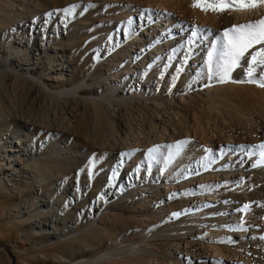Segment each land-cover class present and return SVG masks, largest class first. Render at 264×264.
<instances>
[{
	"label": "rangeland",
	"instance_id": "374dc122",
	"mask_svg": "<svg viewBox=\"0 0 264 264\" xmlns=\"http://www.w3.org/2000/svg\"><path fill=\"white\" fill-rule=\"evenodd\" d=\"M22 1L31 9L23 13L17 6L14 15H19L17 19L20 21L10 18L6 27L0 26V115L4 116L0 117V160L3 161L0 162V182H3L0 183V264H59L56 257L60 256L67 258V264L81 261H86L84 264H185L186 259L198 264L201 251L196 245L191 248L192 241L205 246L209 256L206 264L221 260L228 254L233 260H238L232 254L234 247L231 245L249 241L247 223L251 221L261 231L252 241L264 246V214L259 219L254 216H251L254 219H246L242 213L251 210L245 209L248 204L243 199L238 203H228L226 209H237L236 214L229 211L227 216L246 231L244 238L205 236L207 229L204 226L193 240L184 231H178L179 236L163 232L174 224L182 227L185 222L178 219L201 205L204 208L205 202L215 205L216 202L206 194L211 191L216 193L220 188L237 182L233 179L235 174L228 173V177L223 179L222 173L212 169V166L217 168L233 159L224 156L233 152V144L223 142L222 134L226 130L234 133L235 128L244 132L264 121L263 112L243 107L247 98H264V88L250 84L246 87L262 89L251 92L246 88V93L243 89L242 92L230 90L229 97L232 99H225L224 104L217 102L210 90L214 87L222 90L226 82H218L214 74L215 60L210 73L208 53L225 29L246 21L235 22L230 16L224 18V24L215 19V25H212L209 21L199 22L194 16L196 14L189 15L190 11L181 14L174 9L173 18L169 21L163 19L153 23L154 36H159V40L163 38V45L166 44L164 35L167 31L177 38L184 33L179 40L180 46L184 39H197V42L193 39V43L200 45L196 67L199 70L191 66L184 74L177 63L183 67L181 61L185 59L182 57L185 55L187 59L189 50L183 47L188 53L172 59L171 49L174 50L176 45L156 47L157 52L148 49L146 46L150 43L146 41L152 42L155 38L136 36L138 32L142 33L139 14L133 15L127 23L129 19L125 7L136 6L139 0H68L61 8L65 13V23L59 19L64 17V13L60 12V8L55 10L50 0H0V10L6 14L9 4L18 5ZM80 4L90 6L91 12L87 13ZM68 9H71L70 13L66 11ZM149 10L155 11L151 7ZM35 21L48 22L50 32L56 34L55 41L47 38L49 33L36 40L30 30ZM255 21L251 18L249 22ZM145 24L146 21L143 22ZM174 25L181 27L177 31ZM131 28L137 29V34L126 40ZM194 32L196 36H193ZM148 50L153 51L152 54H147ZM24 59L29 62L28 65H20ZM150 63H154L159 70L165 69L163 83L156 82L157 75L154 73L146 81L148 84L140 80ZM18 65L23 67L22 71L16 68ZM49 65L53 71L44 70ZM246 66L245 63L241 67L245 69ZM35 67L38 69L34 74L30 68ZM181 72L185 78L176 83L175 79L182 75ZM47 75L51 79L49 82L44 81ZM192 77L196 83L190 82ZM21 79L26 83L23 90ZM200 80L201 84L207 81L209 86L206 83L197 85ZM31 84L54 94L56 98L36 93V89L30 88ZM181 85L183 88H177ZM160 87V92H157ZM84 98L106 104L109 119L102 123L89 120L84 106L76 102ZM71 112L78 122L70 120ZM179 117L186 119L192 129L191 135L182 140L186 145L192 141L194 149L199 151L195 156L174 160L171 171L165 173L166 161L172 160L168 159L171 152L167 147L173 146L175 141L168 139L174 129L170 122L178 124ZM77 124V134L72 133L71 129ZM197 126L199 129L195 131ZM44 129L49 132L44 133ZM217 140L223 143V148L228 146L222 159L212 144ZM155 145L162 147L160 156L154 160L157 164L155 171H148L145 157L149 158L148 152ZM9 150L19 151L16 158H13L16 152ZM137 153H141L139 159L143 160L138 174L137 159L130 158L131 154L136 156ZM246 156L249 159L254 157L251 153H246ZM12 158L18 161L17 164L20 162V166L40 162L45 170L53 165L61 167L49 176L37 173L40 181L32 183L30 191L27 179L18 172L19 167L10 163ZM188 159H191L190 167L181 169ZM201 168L203 171L208 169L209 173L201 175ZM20 171L26 173L25 170ZM208 174L211 178L216 177L207 178ZM188 179H193V183ZM9 180L11 183H8ZM20 185L26 186L29 194H18ZM242 190L246 193L248 188L243 186ZM200 192L202 199L197 197ZM227 196L223 194V197ZM229 199L226 198L227 201ZM257 207L259 209L256 210L262 211L260 205ZM54 215H57L55 221ZM187 219L192 220L190 216ZM231 231L235 230L231 228ZM84 237H89L93 241L89 244L93 245L88 249L90 256L80 259L73 256L74 249L68 243ZM77 244L84 248L87 242ZM210 244L216 246L208 248ZM226 244L229 249L231 247V252L225 249ZM129 245H133L135 250L129 251ZM216 247H221L220 255H214ZM65 250L70 251L65 255ZM239 255L245 261L252 259L250 254L240 252Z\"/></svg>",
	"mask_w": 264,
	"mask_h": 264
},
{
	"label": "bare ground",
	"instance_id": "6f19581e",
	"mask_svg": "<svg viewBox=\"0 0 264 264\" xmlns=\"http://www.w3.org/2000/svg\"><path fill=\"white\" fill-rule=\"evenodd\" d=\"M50 2H51V5L55 8V10L60 8V12H63L61 8L66 6V3H68V0H50ZM193 3H194V0H139L138 4L136 6H134V5L126 6L125 9L127 11L126 13L128 14V19H129V20H127L128 24L131 21L130 19H132L131 17L133 15H135L136 13L139 14V22L142 21V24H141L142 27H140L142 29V33L138 32V35H136L137 34V29L131 28L129 30L130 31L129 35H127V37H126V40L127 39L131 40V38H133L135 35L138 36L139 38H144V39L145 38L146 39H151V38L154 37L155 39L152 42L150 40H147V41L145 40V41L148 44L150 43V45H148L146 47L148 49H152V50L154 49L156 52L158 50V48H156V47H160V48L162 47L163 48V46H165L166 44H168L167 47L168 46L170 47L171 44L176 45L174 50L171 49L170 56H171L172 59H174V58L177 59L179 54H181V55L182 54H187L188 51H186V50H189L190 51V55H188V58L186 59L185 55L182 57V58L185 59V60L181 61L182 64H183V67L179 66V62L177 63L178 64V69L180 71H184V74H185V71L189 67L192 66L194 69L197 67V65H198V57L200 55V54H198V50L200 48V45L197 46L196 44L192 43V46L190 47L189 40L184 39L183 44H181V46H180L179 40H180V38L182 37V35L184 33L179 35L180 32H178L179 37L177 38V36L172 35L171 31H167V30H166L167 32L164 35V38H165L164 43H166V44L163 45L162 44L163 43V38L161 40H159V36H157V35L154 36L156 33H155V30L152 29L154 27L153 23L157 24V23H159V21H161L163 19H164V21L165 20L169 21L171 18H173L172 10H174V9L177 12H180V13L181 12H185V11H187V12L190 11L191 13L189 15L196 14L194 16H196L195 18L198 19L199 22H208L209 21L210 24H212V25L214 24V20L215 19H219L218 22L219 23H223V22H225L224 18L225 17L228 18L230 16H231L230 18L234 19L235 22H240V20H241V22L243 23V21H246V22H244L245 24L249 23L251 18H253L254 21L255 20L257 21V20H259L261 18H264V6L259 7V8L254 9V10H251V11H244V12L228 11V12H224V13H215V12H212V11L205 12V11H202L201 9L194 8L193 7ZM17 6L20 7L18 10H20V12L22 11L23 13L27 12L28 8L31 9L30 6H28V4L25 5L24 1H22L21 3L18 2V5H15L14 3L9 4V8H7V11H5L6 14L3 13L2 10H0V13H2L1 16H0L1 17L0 18V26L1 27H3V28L6 27L8 25L7 23L10 21V18H13V19H15L17 21H20V20L17 19L19 15H16V16L14 15V11H15V8L17 9ZM80 6H84L86 8V10H87V13H90L91 10H92L90 8V6H88L86 4L85 5L84 4H80ZM150 7L154 8L155 11L152 12L151 10H149ZM160 7L163 8V9L160 10L159 9ZM43 9H45V8H43ZM163 10H164V12H163ZM225 13H227L229 16L227 14H225ZM223 15H224V17H223ZM191 16H193V15H191ZM141 18H142V20H141ZM59 19H60V21L62 23H65V13H64V17H61V18L59 17ZM154 19H157V20L154 22ZM145 21H146V24L143 25V22H145ZM194 21H195V19H194ZM178 22H177V24H179ZM218 22H216V23H218ZM195 23H193V24H195ZM144 26H146V27H144ZM179 27H181V25H174L173 26V28H175L177 31H178V29H180ZM210 27H211V25H210ZM109 28H111V27H109ZM1 29L2 28H0V31H1ZM30 30H31L32 34L35 36L36 40L39 39V36H45L48 33H49V36L47 38L51 42L55 41V39H56L55 32L54 31L50 32V25H49L48 22L40 23V21H35L34 24L32 23V26L30 27ZM48 30H49V32H48ZM193 39H194L195 42H197L196 38H193ZM193 39H190V40L193 41ZM135 42H137V41H135ZM136 45L140 46V43L137 42ZM183 47H185L186 50H184ZM260 47H264V45H257L256 48L250 49L249 52L246 54L244 60L241 61V66H244L246 61H248L250 59V56H251L252 52L256 51ZM152 52L150 50H148L147 54H152ZM148 57H150V55ZM207 58H208V55H207ZM22 62L23 63H21L20 65H25V64L28 65V63H29L25 59L22 60ZM20 65H18V67H16V68H18L19 71H22L23 67H20ZM49 66L50 67H47V69H44V70L45 71H53V70H51V65H49ZM241 66L236 68V69H234L232 71L231 78L229 80L224 81V82H226L225 88L223 87L222 90L220 89V87L217 88V87L212 86L214 88H212V89L210 88V90L212 91V93H211L212 96L216 99L217 102L219 101L220 104H224L225 103V101H224L225 99L231 98V97H229V95L231 94L230 90L232 92H234V91H236V92L239 91L240 92L243 89V91L246 93V91H248V90L245 91V89L247 88L246 86H249L250 84H251L250 86H252V83H247V82H245V84H237V83H239L238 81L246 80L245 69H243ZM36 69H38V67L30 68V72L34 71V74H35L37 72ZM196 69L199 70V68H196ZM42 70L43 69H41V73H42ZM261 72H264V68H258L257 69V78L259 77ZM153 73L157 75V78L155 79L156 82L158 80V81H162V83H163L164 78L166 76L165 75V69L159 70L158 68H156L154 63L153 64H151V63L149 64V66L147 67V72L141 74L140 80H143L144 83H146V81L148 82L150 80L151 74H153ZM181 73H182V75L176 77V79H175L176 83L181 82V81L184 80L185 75L183 74V72H181ZM48 75H47L46 79L44 78V81H46V82L51 81V79L49 78ZM21 81L23 82V84L20 85V86H21V89L23 90L25 81L22 80V79H21ZM191 81L196 83V79L194 77L191 78L190 82ZM218 82H221V81L218 79ZM203 83L204 84L206 83V86H209V83L207 81H204V82L202 81V84ZM146 84H148V83H146ZM173 84L170 85V88L173 86ZM202 84H201V80H200L197 85L201 86ZM242 85H244V86H242ZM30 86H31L30 88L32 90H33V88L36 89V93H38V94L47 95L48 97H53V98L55 97L54 94L46 93V91H44L43 89H39L37 87H34L33 84H31ZM255 86H256V84H255ZM253 87H251V88L248 87L247 89H251V92L252 91H256L257 92L258 89L259 90L262 89V88H257L256 87V89H257L256 90ZM177 88H183V87L181 85V86H179ZM160 90H161V87L158 88L157 92H160ZM227 91H228V93H227ZM249 92H250V90H249ZM245 93L243 95H245ZM261 95H262V92H261ZM231 96H233V94ZM249 99H251V97ZM246 100L247 101L244 100L245 102L242 101V103L244 102L243 103L244 106L241 105V103H240L241 107L243 106L245 108H248V110L250 109V110H253V111H261V112H263L262 116H264V98H263V96H260V98H258L256 100H248V98ZM56 101H58V100L56 99ZM226 101H228V100H226ZM76 102L79 103L80 105L82 104L84 106V108L86 109V114L89 117V120L94 119L95 121H99L100 123H102L107 118L109 119V117H107L109 114H107L108 113L107 112L108 107L106 106V104H104V103H102V102H100V101H98L96 99H93V98H84V99H82L80 101L77 100ZM55 103H57V102H55ZM82 105H81V107H82ZM236 108H238V107H236ZM234 111H236V110H234ZM238 113H240V112H238ZM1 116H3V115L1 114L0 117ZM262 116H261V118H262ZM69 117L71 118L70 120H72L74 122L75 121L78 122V120L75 117L73 112L69 113ZM3 118H4V116H3ZM177 121H179L178 124L174 123L173 121L170 122L171 126H173L174 129H173V132L169 134V138L168 139H174L175 141H174L172 147H170L171 145H168V147H167V150H170V152H171V157H172L171 159L172 160L170 162L166 161L165 166H164L165 173L171 171V168L173 167L174 160L178 161L181 157H186L187 158L188 156L189 157L195 156V153L197 154L198 151H199V150H196L197 148L194 149V147L192 146L193 145L192 141L190 139L189 140L191 142H189L187 145L185 144L184 140H182L183 137L187 138V136L191 135V132H192L191 131L192 129H190V127L187 125V122H186L187 120L179 117L177 119ZM69 124H70V122H69ZM78 126H79V124H77L75 127H73V129H71L72 133H76L77 134ZM198 129H199L198 126L196 128H194L195 131H198ZM203 130L201 129V131H203ZM232 130H234V129H232ZM39 131H41V130H39ZM43 131H44V133L47 132V130H45V129ZM69 131H70V129H69ZM229 134H231V135H229ZM39 135H40V133H39ZM222 136H223L222 137L223 142L226 141L228 143L230 141V143L233 144V147H232L233 148V152H231V154L224 155V151L226 150L225 148H227L228 146L223 148V143L220 140H217V141H215V143H212L214 145V149L216 150V153L219 156V158L222 159L223 155H224V156H228V157H233V159L230 161V163L226 162V164H224L223 166H218L217 168L212 166V169L213 168L217 169L215 171L216 173L217 172L222 173V178L223 179L228 177V173H231L232 175L235 174V176H233V179L235 181H237V182L234 183L233 185L229 186V187H223L222 186L223 188H220V190L217 191L216 193L211 191L208 194H206L205 196H207L208 198H211V200L213 202H216L215 205L207 204V202H205L206 204L204 203V208H203V205H201L199 208H196V210L190 212L189 215L183 216L184 218H179L178 219L182 223L185 222V224L182 227H177L174 224V226L171 229L164 230L163 231L164 233L173 232V233H176L177 236H179L180 234L178 233V231H184V232H186V234H188L190 236V239L193 240V238H195L196 235L200 232L202 226H204V228L207 229V231H205V233H204L205 236H210V237H218L219 236L220 238H223L222 237L223 235L224 236L227 235V236H233V237L241 236L240 238H242V237L244 238V236L246 235L245 234L246 231H243L242 227L238 226V224H235V221H233V218L229 219V216H227V212H229V211H231L234 214H236L237 213V209H233V211L232 210H227L226 209V205L228 203H232V202L233 203H238L241 199H243L242 201H244V203H247L248 206H249L248 207L249 210H251L249 213H242L243 216L246 217V219H247V217L249 219V217H251V216H254V218L256 217V218L259 219L264 214V160H262V154H264V148L260 147V145H264V121H261V123H259L258 126H256V128L248 129V130L245 129L244 132H243V129H241V128H235L234 133H233V131H227L226 130L222 134ZM244 138H245V140H244ZM160 139H162V138L160 137ZM166 140H167V138H166ZM179 142H184V144H183V147L181 148V150L179 151V153H177L174 146L177 143H179ZM17 143H19V141H17ZM209 143H210V141H209ZM209 143H207V144H209ZM198 144H200V143H198ZM156 147H159V152L155 154V158L154 159H150V158L145 157V160H146V163H147V166H148V171L149 170L155 171V167L157 166V164L155 165L154 160L159 158L160 151H161L162 147L159 146V145H155L153 148H156ZM9 151L12 152L13 150H9ZM13 152L14 153L16 152L14 157H13V158H16L17 153L19 151L18 150H14ZM246 153H251L254 157L249 159L246 156ZM130 156H131L130 157L131 159H137L136 166L137 165H138V167L140 166V168L137 167V174H138V172L141 171V164H143V160L139 159L140 156H141V153H137V155H136L137 157L133 156L132 154ZM13 158L11 159L10 163L12 165L16 164V166L19 167L18 168V172L23 174V176H22L23 178L27 179V183L30 184V191H31V188H32L31 184L32 183H39V181H40L39 177H37V175H36L37 173H40V174H43V175H48L51 172L57 171L58 169H60L59 167H61L59 165H53L50 169H47L48 170L47 171V170H45L44 164L40 163V162H33V163L27 164V165L26 164L25 165L21 164L22 166H20V162L17 164L18 161L16 162V160H13ZM0 162H3V161L0 160ZM10 163L8 164L9 166H11ZM50 163L52 164V162H50ZM190 164H191V159H188L187 162L182 164V168L181 169H185V168L188 169L190 167ZM119 165L121 167H123V164L121 165V163H120ZM193 166L196 167L197 166L196 163H193ZM193 166H192V168H193ZM70 168H71V165H70ZM70 168H68L67 171H69ZM204 168H206V167H204ZM63 169H65V167ZM20 170H25L26 173L25 172L23 173ZM204 170H206V169H204ZM237 170H238V172L235 173V171H237ZM61 172H63V171H61ZM199 173H200V171H199ZM207 173H209L208 169H207V171H203V169L201 168V173H200L201 175L207 174ZM27 174H28V177H27ZM208 175H209V177L207 176V178H211V175L210 174H208ZM215 177L216 176H212L213 179ZM219 177H218V179H220ZM10 180H9L8 183H11ZM188 180L192 181V183H193V179H188ZM196 181H199V179L196 180ZM0 183L3 184L2 181ZM190 184H191V182H190ZM164 185H168V183L164 182ZM243 186L248 188V191L246 193L244 192V190H242ZM28 189H29V186H28ZM30 191L27 190V187L23 186V185H20L17 188V193L20 194V195L24 194V193L29 194ZM241 192L243 193L242 197H240ZM201 194H202L201 192L198 193L197 197L199 196L202 199L203 196H201ZM223 194H224V196L228 195L226 198H231V199H229L230 201H227L226 198L223 197ZM193 199H195V197ZM196 201H197V199H196ZM207 201H210V200L207 199ZM259 205L262 207V211H261V209L260 210H256V209H259L257 207ZM189 216L195 222H191L192 220L190 221V219H187V218H189ZM56 217H57V215H54V221L56 220ZM251 218H253V217H251ZM251 222L247 223V227L250 228V230L247 232V236L249 235V241L246 242V243L240 241L237 245H231L232 247H234V251L231 250L232 254H235L238 257L237 258L238 260H233L232 255L227 253L228 255H226L225 257L222 256L224 258H222L221 260H218V261L212 260L211 264H243L245 262H247L248 264L249 263L250 264H264V246L263 245H259V243L257 245V243H254L252 241L254 236H257V235L261 234V231L258 228L259 226H255L256 224L254 223L255 225H253V223H251ZM204 224H206L208 226H206ZM231 228L234 229L235 231L234 232L231 231ZM94 236H95V234H94ZM80 241L81 242H85V243L87 242V244H85L84 248H81L82 246L80 247L77 244ZM263 241H264V239H263ZM91 242H93V241L89 237H84L82 239L75 240V241L70 242L68 244L72 245V249H74V250H72V253H73L74 257H78L80 259H84V258H87V256L88 257L90 256L88 249H90L91 245H93V244H89ZM189 243H191V242H189ZM201 244L198 245L197 242L192 241V245L191 244L190 245L192 246L191 248H193V245L194 246L195 245L198 246V249L201 251V254H200L201 256L198 255V258H197V260L201 259V261L198 262V264H206L207 259L209 260V258H208L209 256H207L208 252L205 250V246H203ZM214 246H216V245L212 244L208 248H213ZM228 246L229 245L226 244L224 246L225 249H227ZM220 248L216 247L214 255H216V254L220 255L221 254V249ZM230 249H231V247H230ZM230 249H229V251H230ZM133 250H135L134 246L133 245H129V251H133ZM194 250H195V248H194ZM203 250H205V252H203ZM69 251L70 250H65L64 254L68 253ZM240 252H243L246 255H248V254L252 255V259L251 260L250 259H246L247 261H245V259H242L240 257V255H239ZM70 255H72V254H70ZM199 256H200V258H199ZM53 258H55V257L53 256ZM56 259L58 260L59 264H67L65 262V260H67V258H64V257L60 256V257H56ZM70 263L71 262H69L68 264H70ZM84 263H86V261L78 262V264H84ZM185 264H193V263L189 259H186V263Z\"/></svg>",
	"mask_w": 264,
	"mask_h": 264
},
{
	"label": "snow or ice",
	"instance_id": "6c2138e0",
	"mask_svg": "<svg viewBox=\"0 0 264 264\" xmlns=\"http://www.w3.org/2000/svg\"><path fill=\"white\" fill-rule=\"evenodd\" d=\"M262 6H264V0H194L193 3L194 8L215 13L251 11ZM66 11L70 13L71 9ZM193 36H196L195 32ZM192 43L193 41L189 40V44ZM257 45H264V18L255 22L233 25L225 29L208 53L207 64L210 73L215 60L214 74L221 82L229 80L232 71L241 66V61L244 60L249 50L256 48ZM246 65V80L238 82L252 83L264 88V72H261L257 78V69L264 68V47L252 52L250 59L246 61ZM183 144L184 142H179L174 146L177 153H179ZM260 147L264 148V145H260ZM158 152L159 147L152 148L148 152V157L154 159L155 154ZM168 159H171V154ZM262 160H264V154H262ZM247 208L248 206L245 205V209Z\"/></svg>",
	"mask_w": 264,
	"mask_h": 264
}]
</instances>
